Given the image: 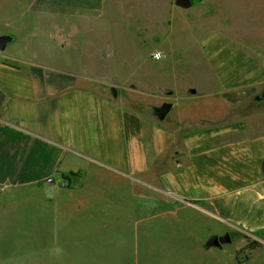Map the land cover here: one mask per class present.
<instances>
[{"label": "crops", "instance_id": "1", "mask_svg": "<svg viewBox=\"0 0 264 264\" xmlns=\"http://www.w3.org/2000/svg\"><path fill=\"white\" fill-rule=\"evenodd\" d=\"M207 3L235 21L229 26H264L257 21L251 0ZM147 10L154 12L149 13V25H157L158 0H0V37L10 38L0 50V233L4 220L36 212L40 204L47 211L43 219L53 217L47 207L60 205L58 197L71 195L67 192L98 172L123 173L140 164L135 138L140 124L130 119L125 96L156 88V67H150L148 84L131 79L156 50L144 54L146 43L154 44L142 36L148 27ZM251 80L241 77L224 83L217 100L224 107L219 120L224 135L232 123L228 109H235L234 164L247 174L246 182L201 200L210 218L238 233L235 249L250 240L264 247V103L254 99L248 104ZM226 161L219 167L231 168ZM60 186L68 191L62 192ZM7 228L12 232V223ZM17 260L0 259V264ZM206 260L264 262L262 257L245 262Z\"/></svg>", "mask_w": 264, "mask_h": 264}, {"label": "rangeland", "instance_id": "2", "mask_svg": "<svg viewBox=\"0 0 264 264\" xmlns=\"http://www.w3.org/2000/svg\"><path fill=\"white\" fill-rule=\"evenodd\" d=\"M207 1L184 10L173 0H158L152 27L149 13L154 12L147 10L142 36L154 44L146 43L144 54L161 50L167 59L157 65L151 58L131 76L148 84L150 67H156V88L125 96L130 119L140 124L138 136H132L140 147V164L123 173L98 172L75 191L60 186L71 195L58 197L63 207H47L51 218L43 219L47 211L40 204L42 211L22 212L27 218L4 220L0 259H19L15 264H212L206 258H264L263 246L255 248L260 256L247 243L235 249L238 233L210 218L201 203L204 196L234 191L246 182L247 174L234 164L235 109H228L232 123L224 135L219 131H225L219 124L224 107L217 100L224 83L241 77L254 85L244 96L248 104L264 88V26H229L235 21L210 9ZM251 1L257 21L264 23V0ZM228 13L233 19L235 12ZM168 90L173 94L166 95ZM163 103L172 108L159 121L153 108ZM226 159L231 168H220ZM225 232L229 244L204 249L210 235Z\"/></svg>", "mask_w": 264, "mask_h": 264}, {"label": "water", "instance_id": "3", "mask_svg": "<svg viewBox=\"0 0 264 264\" xmlns=\"http://www.w3.org/2000/svg\"><path fill=\"white\" fill-rule=\"evenodd\" d=\"M175 6L181 9H187L191 6L190 0H175ZM9 37H0V50H3L5 45L9 42ZM172 105L170 103H163L159 107L153 108V115L159 120L163 121L169 114ZM231 239L229 234H224L223 236H211L204 244L205 248L217 247L219 248L222 244L230 243Z\"/></svg>", "mask_w": 264, "mask_h": 264}, {"label": "clouds", "instance_id": "4", "mask_svg": "<svg viewBox=\"0 0 264 264\" xmlns=\"http://www.w3.org/2000/svg\"><path fill=\"white\" fill-rule=\"evenodd\" d=\"M152 58H153L154 60L163 61V60H166V59H167V55H166V53H164V52L161 51V50H155V51L152 53Z\"/></svg>", "mask_w": 264, "mask_h": 264}, {"label": "trees", "instance_id": "5", "mask_svg": "<svg viewBox=\"0 0 264 264\" xmlns=\"http://www.w3.org/2000/svg\"><path fill=\"white\" fill-rule=\"evenodd\" d=\"M199 0H190V3H191V5H193V4H195L196 2H198ZM246 239H248V238H246ZM249 240V239H248ZM259 246V243H257V242H255V241H248L247 242V245H246V248L247 249H250V250H253V249H255L256 247H258Z\"/></svg>", "mask_w": 264, "mask_h": 264}, {"label": "flooded vegetation", "instance_id": "6", "mask_svg": "<svg viewBox=\"0 0 264 264\" xmlns=\"http://www.w3.org/2000/svg\"><path fill=\"white\" fill-rule=\"evenodd\" d=\"M172 94L173 93L171 90L166 91V95H172ZM254 99L258 102L264 103V88L257 94V96H255Z\"/></svg>", "mask_w": 264, "mask_h": 264}, {"label": "built area", "instance_id": "7", "mask_svg": "<svg viewBox=\"0 0 264 264\" xmlns=\"http://www.w3.org/2000/svg\"><path fill=\"white\" fill-rule=\"evenodd\" d=\"M151 57H152V56H151ZM152 59H153V58H152ZM153 60H154V59H153ZM154 61H158V60H154ZM46 182H47V183H50V182H51V179H50V178H47V179H46Z\"/></svg>", "mask_w": 264, "mask_h": 264}]
</instances>
